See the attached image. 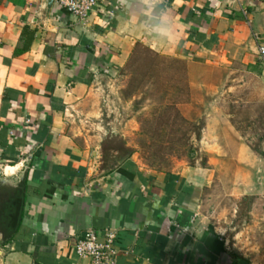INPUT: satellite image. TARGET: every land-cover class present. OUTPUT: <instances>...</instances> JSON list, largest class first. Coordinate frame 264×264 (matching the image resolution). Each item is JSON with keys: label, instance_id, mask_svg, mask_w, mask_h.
<instances>
[{"label": "crops", "instance_id": "1", "mask_svg": "<svg viewBox=\"0 0 264 264\" xmlns=\"http://www.w3.org/2000/svg\"><path fill=\"white\" fill-rule=\"evenodd\" d=\"M49 1L0 0V264H92L74 251L89 230L116 232L117 264H221L206 175L145 154L165 137L110 100H122L123 70L144 50L183 62L189 80L235 64L261 72L264 0H97L85 24ZM222 114L205 122L201 143L252 160Z\"/></svg>", "mask_w": 264, "mask_h": 264}, {"label": "rangeland", "instance_id": "2", "mask_svg": "<svg viewBox=\"0 0 264 264\" xmlns=\"http://www.w3.org/2000/svg\"><path fill=\"white\" fill-rule=\"evenodd\" d=\"M175 71L161 73L156 83L145 82L134 97L125 99L123 90L135 87L127 73L120 82L122 100L112 95L111 107L115 110L122 105V117L142 123L145 132L156 128L155 136L165 137L163 145L150 150L146 146L145 154L155 151L166 164L168 160L184 161L206 175L205 212L225 246L221 264H264V70L241 64L202 68L193 71L190 80L186 70ZM184 84H189L188 89ZM183 87L185 91L180 92ZM187 100L194 105L190 112L163 111ZM222 113L231 116L252 160L240 163L233 159L232 145L201 143L205 122ZM119 146H107L108 152ZM216 147L225 155L211 160Z\"/></svg>", "mask_w": 264, "mask_h": 264}, {"label": "built area", "instance_id": "3", "mask_svg": "<svg viewBox=\"0 0 264 264\" xmlns=\"http://www.w3.org/2000/svg\"><path fill=\"white\" fill-rule=\"evenodd\" d=\"M56 3L83 24L97 7V0H56ZM258 56L264 65V47H259ZM116 240L113 230H106L102 236L89 230L76 242L74 251L80 259H89L92 264H117L119 251Z\"/></svg>", "mask_w": 264, "mask_h": 264}, {"label": "trees", "instance_id": "4", "mask_svg": "<svg viewBox=\"0 0 264 264\" xmlns=\"http://www.w3.org/2000/svg\"><path fill=\"white\" fill-rule=\"evenodd\" d=\"M185 68L186 67L183 62L179 60H169L161 58L158 55L150 52L149 50H144L141 54H135L123 70V76L127 73H130V83H135V87H132L133 89L131 88L130 90L129 87L130 92L129 90H124V94H126L125 97H134L135 94L142 88L145 82L156 83V81L160 78L161 73L163 72H171L172 70L183 71L185 70ZM137 75L141 77L140 80L138 79ZM182 79L184 81L186 78L183 77ZM184 85L186 89H188V84ZM185 87L180 89V92H183V90L185 91Z\"/></svg>", "mask_w": 264, "mask_h": 264}, {"label": "water", "instance_id": "5", "mask_svg": "<svg viewBox=\"0 0 264 264\" xmlns=\"http://www.w3.org/2000/svg\"><path fill=\"white\" fill-rule=\"evenodd\" d=\"M54 2V0H50L46 5H47V8L51 7V4ZM24 182H25V177H23V179L21 180V182L19 183L18 185V190L21 191V189L23 188L24 186ZM21 187V189H20ZM13 206L15 207V212H14V215L12 216V221L13 223L17 222L18 219L20 218L21 216V208H22V200L21 199H18L15 201V203L13 204Z\"/></svg>", "mask_w": 264, "mask_h": 264}, {"label": "flooded vegetation", "instance_id": "6", "mask_svg": "<svg viewBox=\"0 0 264 264\" xmlns=\"http://www.w3.org/2000/svg\"><path fill=\"white\" fill-rule=\"evenodd\" d=\"M110 161H111V160H110ZM107 162H109V160H108ZM107 162H105V163H107Z\"/></svg>", "mask_w": 264, "mask_h": 264}]
</instances>
